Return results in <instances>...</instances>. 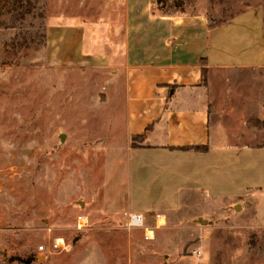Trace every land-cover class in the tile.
I'll return each mask as SVG.
<instances>
[{
	"label": "crops",
	"instance_id": "crops-1",
	"mask_svg": "<svg viewBox=\"0 0 264 264\" xmlns=\"http://www.w3.org/2000/svg\"><path fill=\"white\" fill-rule=\"evenodd\" d=\"M106 10L49 16L44 28L50 66L103 70L108 89L122 81L125 140L107 149L102 211L141 215L134 228L153 231L196 206L200 233L226 236L229 263L250 264L252 250L239 259L246 235L264 232V8L214 28L204 12H159L152 0H109ZM218 200L255 221L204 225L200 202ZM228 256L216 251L213 263Z\"/></svg>",
	"mask_w": 264,
	"mask_h": 264
},
{
	"label": "rangeland",
	"instance_id": "rangeland-1",
	"mask_svg": "<svg viewBox=\"0 0 264 264\" xmlns=\"http://www.w3.org/2000/svg\"><path fill=\"white\" fill-rule=\"evenodd\" d=\"M108 1L0 0V264H214L216 251L230 253L226 236L200 233L189 216L196 206L166 218L167 227L151 231V239V229L102 211L107 149L125 140L122 81L108 89L103 70L50 66L44 28L49 16L62 13L102 18ZM255 5L264 8V0L154 4L213 18ZM226 203L201 201L204 225L255 221L254 210L227 211ZM243 255L241 263L264 264V232L246 235Z\"/></svg>",
	"mask_w": 264,
	"mask_h": 264
},
{
	"label": "trees",
	"instance_id": "trees-1",
	"mask_svg": "<svg viewBox=\"0 0 264 264\" xmlns=\"http://www.w3.org/2000/svg\"><path fill=\"white\" fill-rule=\"evenodd\" d=\"M152 1L155 4V0H152ZM163 6L161 8L158 7L159 12H167L169 10L168 8H165ZM206 17L208 19V25H209L210 28H214V27H218V26H221L223 24H226L227 22H229L233 18V16L230 17V18H223V17L213 18V17H211L210 15H207V14H206ZM141 138H142V136H136V137L133 138V140L137 141V140H139Z\"/></svg>",
	"mask_w": 264,
	"mask_h": 264
},
{
	"label": "built area",
	"instance_id": "built-area-1",
	"mask_svg": "<svg viewBox=\"0 0 264 264\" xmlns=\"http://www.w3.org/2000/svg\"><path fill=\"white\" fill-rule=\"evenodd\" d=\"M140 223H141V215H132V214L129 215V224L138 225ZM40 250H44V246H41Z\"/></svg>",
	"mask_w": 264,
	"mask_h": 264
},
{
	"label": "bare ground",
	"instance_id": "bare-ground-1",
	"mask_svg": "<svg viewBox=\"0 0 264 264\" xmlns=\"http://www.w3.org/2000/svg\"><path fill=\"white\" fill-rule=\"evenodd\" d=\"M81 219H83V221H85L84 218H81ZM148 233H149L148 238H151L152 237V235H151L152 232L151 231H148ZM61 242H62V240H58V243H61Z\"/></svg>",
	"mask_w": 264,
	"mask_h": 264
},
{
	"label": "water",
	"instance_id": "water-1",
	"mask_svg": "<svg viewBox=\"0 0 264 264\" xmlns=\"http://www.w3.org/2000/svg\"><path fill=\"white\" fill-rule=\"evenodd\" d=\"M236 209H237V207H236ZM164 264V263H163Z\"/></svg>",
	"mask_w": 264,
	"mask_h": 264
}]
</instances>
